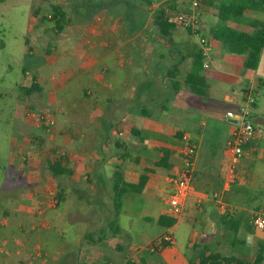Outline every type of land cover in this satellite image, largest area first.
<instances>
[{
	"label": "crops",
	"instance_id": "obj_1",
	"mask_svg": "<svg viewBox=\"0 0 264 264\" xmlns=\"http://www.w3.org/2000/svg\"><path fill=\"white\" fill-rule=\"evenodd\" d=\"M113 1L42 0L32 9L26 65L3 105L13 108L14 136L1 191L0 264H189L203 253L253 263L264 249V232L252 225L264 214V52L249 71L245 56L212 37L223 26L221 7L247 0H198L197 31L170 20L173 46L163 42L160 18L169 9L194 14V0L139 1L129 13L115 7L125 1ZM53 6L63 23L43 19ZM262 22L264 9L248 8L224 24L253 33ZM199 56L205 97L187 83ZM250 91L260 135L236 159L228 142L240 122L226 114L238 113ZM41 115L54 125L40 123ZM163 158L170 167L155 165ZM186 171L184 213L163 226L173 180ZM143 174L144 190L122 193L117 208L123 184ZM165 236L173 239L167 246Z\"/></svg>",
	"mask_w": 264,
	"mask_h": 264
},
{
	"label": "trees",
	"instance_id": "obj_2",
	"mask_svg": "<svg viewBox=\"0 0 264 264\" xmlns=\"http://www.w3.org/2000/svg\"><path fill=\"white\" fill-rule=\"evenodd\" d=\"M264 9V0H247L244 4L239 7L225 5L221 7L219 11V17L223 22V26H219L212 31V37L215 41L222 43L226 46L232 54L245 56L244 67L246 70L255 71L259 67L261 61V55L264 52V22L259 23L256 30L253 33H247L238 31L233 28L226 26V23L231 16H241L245 9ZM170 10V9H169ZM66 19L65 14L57 6H53L51 10V20H57L58 23H63ZM158 26L163 36V42L173 46V42L169 40L171 37V30L174 27V22L170 21L168 16L164 15L160 18ZM190 30V29H188ZM177 67H175L176 69ZM203 59L201 56L197 57L195 61L194 71L188 75L187 83L190 86L191 92L198 96L208 95V84L202 75ZM247 93V92H246ZM245 93V94H246ZM191 161V160H190ZM156 166L170 167L166 163V158H163L160 162L155 164ZM51 169L58 173L59 164L51 166ZM151 171V170H147ZM148 181L146 174L141 175L140 181L136 185L123 184L120 189L116 205L119 207V198L122 193L127 191H133L135 193H141ZM158 222L166 227H171L175 224V219L168 217H161ZM99 240L102 237L98 238ZM165 242V241H164ZM169 245L167 242L163 246ZM263 250L261 249L253 263L245 262L235 257H223L220 254H200L196 258L189 261V264H260L263 260Z\"/></svg>",
	"mask_w": 264,
	"mask_h": 264
},
{
	"label": "rangeland",
	"instance_id": "obj_3",
	"mask_svg": "<svg viewBox=\"0 0 264 264\" xmlns=\"http://www.w3.org/2000/svg\"><path fill=\"white\" fill-rule=\"evenodd\" d=\"M46 1L49 2L50 0ZM123 1L126 2V6L115 7L129 13L128 9L130 7L133 9L135 5L139 4V1L156 3L159 0ZM70 2L74 6L86 3L85 0H70ZM39 4H42V0H0V93L3 94V97H0V205L1 191L7 180V173L4 168H7L8 165L11 140L14 136L12 131L13 108L9 106L3 107V105L12 102L7 88L9 90L13 88L11 87V82L17 80L18 72H20L19 66L26 65L25 60L22 58L25 52V39L28 37L30 23L34 20L31 14L32 9ZM109 4H114V1L111 0V2L107 3L108 6ZM180 5L181 3H177V6ZM43 19L50 20L51 17L47 15ZM185 35L190 37L187 33ZM3 43H6V49L1 48ZM8 66H11V71L6 73L3 69Z\"/></svg>",
	"mask_w": 264,
	"mask_h": 264
},
{
	"label": "built area",
	"instance_id": "obj_4",
	"mask_svg": "<svg viewBox=\"0 0 264 264\" xmlns=\"http://www.w3.org/2000/svg\"><path fill=\"white\" fill-rule=\"evenodd\" d=\"M200 3L198 0H194L192 3V8L195 13L188 16L184 13H174L171 10H166L167 15L170 20H174L176 23L181 25L185 29H190L192 31L198 30V13L200 11ZM204 43V40H201ZM257 102V97L254 92L250 91L245 94V106L241 107L238 113L234 114L228 112L227 117L237 118L240 122V127L232 134L229 142L228 148L231 150L236 159L243 156V144L251 138L258 137L260 135L259 130L251 121V111L250 107L255 105ZM39 122L42 124H48L49 127L54 125V121L48 115L39 116ZM188 157L187 160L190 165V160L195 153V146L190 145L187 147ZM190 185H191V173L186 171V173L179 179L173 180V188L168 198V214L173 219H178L182 216L185 209L186 201L190 195ZM217 198V194L214 195ZM252 225L254 228L264 232V214L257 213L252 219ZM163 241L171 244L173 239L170 236H165Z\"/></svg>",
	"mask_w": 264,
	"mask_h": 264
}]
</instances>
